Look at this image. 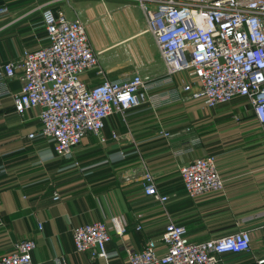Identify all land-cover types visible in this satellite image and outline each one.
Wrapping results in <instances>:
<instances>
[{
    "label": "crops",
    "instance_id": "0c3cea01",
    "mask_svg": "<svg viewBox=\"0 0 264 264\" xmlns=\"http://www.w3.org/2000/svg\"><path fill=\"white\" fill-rule=\"evenodd\" d=\"M45 8L33 0H0V64L45 45ZM54 10L68 19L83 20L84 13L93 18L86 32L98 67L81 75L87 86L122 80L134 72L151 83L162 80V62L134 0H62ZM122 10L126 17H117ZM135 10L133 19L129 14ZM122 22L132 24L133 32L117 34ZM179 79L175 77V83ZM8 88L17 92L19 85L11 81ZM174 88L161 85L149 92L152 98L145 105L109 116L101 134L105 142L87 136L71 159L57 158L43 139L28 138L40 128L37 109L19 117L11 99L1 98L0 257L16 242L31 239L34 264H127L123 246L142 249L148 240L159 242L173 221L185 228L192 242L248 231L251 250L222 260L257 264L264 253V126L243 98L214 108L201 101L169 103L165 93ZM207 156L214 158L224 188L190 199L179 167ZM145 173L152 174L158 194L167 202L144 194ZM113 216L122 219L126 232L123 237L110 234L106 259L74 251L75 226L108 223ZM163 253L160 248L158 254Z\"/></svg>",
    "mask_w": 264,
    "mask_h": 264
},
{
    "label": "built area",
    "instance_id": "2783aa9c",
    "mask_svg": "<svg viewBox=\"0 0 264 264\" xmlns=\"http://www.w3.org/2000/svg\"><path fill=\"white\" fill-rule=\"evenodd\" d=\"M134 1L144 17V32L155 42L164 68L162 80L151 83L134 72L122 80L87 86L81 75L96 69L98 61L85 24L45 11V45L24 50L20 59L0 64V99L9 97L19 117L38 110L40 128L29 139H43L52 145L57 158L71 159L73 149L87 136L105 142L101 134L109 116L126 115L145 105L152 98L149 92L161 85L175 86L172 93H165L169 103L201 101L214 108L243 98L258 124L264 126V0ZM177 75L181 78L175 83ZM11 81L18 83L17 92L8 88ZM111 138L117 137L112 134ZM178 172L190 199L224 188L212 156L183 164ZM142 179L145 195L160 203L168 201L158 194L152 174L145 173ZM135 229L141 231L139 225ZM125 232L119 216L108 223L75 226L71 230L74 251L106 259L110 234L123 237ZM160 248L164 249L161 255ZM34 249L33 240H20L0 257V264H34ZM123 250L127 264H226L224 255L251 250V236L241 230L192 242L182 225L170 221L159 242L148 240L142 249L127 245ZM257 264H264V253Z\"/></svg>",
    "mask_w": 264,
    "mask_h": 264
},
{
    "label": "rangeland",
    "instance_id": "374dc122",
    "mask_svg": "<svg viewBox=\"0 0 264 264\" xmlns=\"http://www.w3.org/2000/svg\"><path fill=\"white\" fill-rule=\"evenodd\" d=\"M27 1H29V0H27ZM33 1L37 2L38 4H39V3L43 4V6H46V8H45L46 11H50V10H52L53 13H60V12H58V11H55L54 9H55V7H56L59 3H62V0H33ZM124 4H129V3H124V2L121 3V5H124ZM49 9H50V10H49ZM137 11H138V10H135V11H134L135 14H133V13H131V15L129 14V17H131V18H133V19H136L135 17H137V15H138ZM106 15H107V13H106ZM127 15H128V14H127ZM116 16H117V17H120V18H124V17H126V15H125V13H124L123 10H122V12H121V16H119L117 13H116ZM76 19H78L79 21L83 22V23L85 24V27H87V26H86L87 23H88V25H89V24H92V23L94 22V21H93V18L89 15V13H84V14H83V20H81L79 17L76 18ZM133 28H134V27H133L132 24H126V23H123V22H122L121 24H118V26H117V28H116L115 30H116L117 34L125 35V34L132 33V32H133V31H132ZM127 29H128L129 31H128ZM86 33H87V32H86ZM94 33L97 35L96 32H94ZM87 36H88V35H87ZM89 42H90V41H89ZM175 77L181 78L180 75H177V76H175ZM175 77H174V78H175ZM179 80H180V79H179Z\"/></svg>",
    "mask_w": 264,
    "mask_h": 264
}]
</instances>
